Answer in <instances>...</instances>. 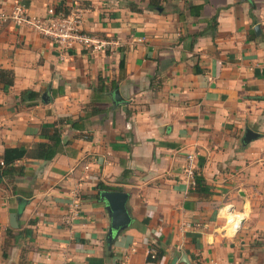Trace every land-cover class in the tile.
Segmentation results:
<instances>
[{
    "label": "crops",
    "instance_id": "crops-1",
    "mask_svg": "<svg viewBox=\"0 0 264 264\" xmlns=\"http://www.w3.org/2000/svg\"><path fill=\"white\" fill-rule=\"evenodd\" d=\"M71 1L0 0V13L20 3L44 19ZM150 1L84 0L85 32L113 43L93 52L0 28V70L15 75L0 83V167L6 149L63 129L52 161L0 169V264H264V0ZM100 183L130 195L112 246ZM229 205L247 213L235 234Z\"/></svg>",
    "mask_w": 264,
    "mask_h": 264
},
{
    "label": "built area",
    "instance_id": "built-area-1",
    "mask_svg": "<svg viewBox=\"0 0 264 264\" xmlns=\"http://www.w3.org/2000/svg\"><path fill=\"white\" fill-rule=\"evenodd\" d=\"M83 2L84 0H72L71 4L66 7H51L47 11V17L44 19L32 18L26 7L18 3L11 12L0 13V28L8 23H12L17 27L31 28L35 33L52 41L61 54H67L76 48L93 52L111 46L113 43L101 41L85 32L83 28ZM189 161L187 174L194 183L193 155L189 156ZM1 165L3 166L4 163L1 162ZM156 258L157 251L152 246L148 251V262H154Z\"/></svg>",
    "mask_w": 264,
    "mask_h": 264
},
{
    "label": "trees",
    "instance_id": "trees-1",
    "mask_svg": "<svg viewBox=\"0 0 264 264\" xmlns=\"http://www.w3.org/2000/svg\"><path fill=\"white\" fill-rule=\"evenodd\" d=\"M150 5H155L154 0L150 1ZM156 6L160 7L159 4ZM133 10H138L134 5H131ZM158 7H153V10H159ZM190 9L197 10L198 13L201 12V6H190ZM122 66L124 63L121 64ZM15 82V75L13 71L8 70H0V83L6 86H13ZM24 94H29L30 97H36L37 93L35 92H25ZM70 119H60L61 122H68ZM76 124L72 122V128H76ZM59 125V124H58ZM58 125L54 126H45L41 129L40 136L45 139L46 142L38 143L37 146L33 149H28L27 147H18V148H8L5 150L4 155L2 157V162L4 165L0 167L2 174L4 177L7 176H22L24 175V170L16 166V163L25 158H31L35 160L42 161H52L61 151L62 147V134L63 129H61ZM195 188L200 190L204 186V180L198 175L195 174ZM98 190L101 191H117V189H113L108 187L102 183H100L97 187ZM120 191V190H119ZM157 251V258L154 262H159L162 258V252L160 250Z\"/></svg>",
    "mask_w": 264,
    "mask_h": 264
},
{
    "label": "water",
    "instance_id": "water-1",
    "mask_svg": "<svg viewBox=\"0 0 264 264\" xmlns=\"http://www.w3.org/2000/svg\"><path fill=\"white\" fill-rule=\"evenodd\" d=\"M259 28L256 30L258 31ZM116 102H122L118 91L114 94ZM257 134L248 130L244 138V142L249 144ZM100 200L106 204V210L110 219L111 225L107 236V243L112 246L115 240L121 236L132 225L133 220L129 212L128 203L130 195L127 192L118 191H100Z\"/></svg>",
    "mask_w": 264,
    "mask_h": 264
},
{
    "label": "clouds",
    "instance_id": "clouds-1",
    "mask_svg": "<svg viewBox=\"0 0 264 264\" xmlns=\"http://www.w3.org/2000/svg\"><path fill=\"white\" fill-rule=\"evenodd\" d=\"M231 206H226L221 212V218L226 221V229L230 234H235L247 218L246 212H230Z\"/></svg>",
    "mask_w": 264,
    "mask_h": 264
}]
</instances>
